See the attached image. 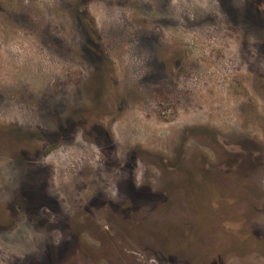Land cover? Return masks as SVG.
Returning <instances> with one entry per match:
<instances>
[{
  "label": "rangeland",
  "instance_id": "obj_1",
  "mask_svg": "<svg viewBox=\"0 0 264 264\" xmlns=\"http://www.w3.org/2000/svg\"><path fill=\"white\" fill-rule=\"evenodd\" d=\"M208 4L206 11L197 10L196 21L185 17L186 24L178 26L172 0H0V127H8L0 131V183L14 163L21 175L10 201L25 211L20 223L0 225V235L21 229L26 220L31 225L23 229L29 254L13 264H44L51 249L53 260L45 264H138L137 252L156 256L160 264H264V198L258 201L241 186L231 190L226 173L209 177L199 170L201 155L214 167L241 155L229 154L214 137L250 139L246 167L264 164L255 156L264 154V0ZM114 7L131 15L111 29L97 25L94 14ZM166 31L176 34L170 41L185 45L193 60L175 80L150 60V43L169 41ZM13 39L21 48L30 45L23 66L19 55L5 52ZM129 44L134 65L143 57L146 67H124L117 49ZM67 93L72 104L62 99ZM134 105H142L154 121L144 141L129 147L130 130L112 125ZM16 115L23 125L13 122ZM71 117L74 125L66 129ZM80 129L101 148L104 170H120L118 200L91 185L79 193L87 189L83 183L76 193L72 177L59 170L52 152L72 143ZM181 151L185 158L178 164ZM137 163L146 168L142 185L135 182ZM168 167H184L191 176ZM144 185L150 192H142ZM36 189L55 207L38 211ZM135 210L140 223L130 224ZM55 231L62 234L59 244ZM248 248L260 252L243 254ZM162 249L172 253L162 255ZM7 259L0 252V264Z\"/></svg>",
  "mask_w": 264,
  "mask_h": 264
},
{
  "label": "clouds",
  "instance_id": "obj_2",
  "mask_svg": "<svg viewBox=\"0 0 264 264\" xmlns=\"http://www.w3.org/2000/svg\"><path fill=\"white\" fill-rule=\"evenodd\" d=\"M172 7L176 10V21L179 26L186 24L185 17L188 22L196 21L197 10L206 11L209 4L208 0H195V3L193 4L187 3L186 0H172ZM94 15L97 25L111 29L114 26H118L123 22L124 18H127L131 14L123 8L114 7L112 9L103 8L99 14ZM175 35L176 34L171 31H166L164 33L165 39L169 41ZM192 35H194V33H187L188 37H191ZM131 46L132 45L129 44L122 49H117V55L120 56V61L123 63L124 67L133 71L135 66L146 67L145 58L143 57L137 59L134 65L128 52V49ZM29 47V43L24 42L23 48H21L17 41L13 39L5 45V52L6 54L10 53L13 56L19 55L21 59L18 61V64L19 66H23L25 59L30 55V52L25 51V49H29ZM43 70H48V63L46 60L44 61ZM57 75H62V73L58 71ZM6 83L11 87H15L16 85V81L11 78H7ZM69 95L70 94L67 93L66 96L62 97L67 105L73 103V101L68 99ZM153 107H155V105H153ZM13 111L14 113H19V108H14ZM25 116H27V113H25ZM36 118L38 120L41 119L39 116ZM153 121L154 117L150 118L148 112L142 105H134L121 117V119L115 120L112 126L114 129H129L130 131L126 139L128 146L133 147L144 141L147 130L151 128ZM13 122L23 125L25 120L20 115H16ZM85 137V132L81 131V129L78 130L74 134L72 143L59 144L51 155L57 160L60 166L59 170L72 177L71 190H74L77 193L76 185L83 183L87 185V189L79 193H86L89 191V186L91 185L96 189L102 190L107 198L113 201L118 200L120 196L117 187L118 182H116L115 177L119 176L120 170L116 168L115 172L113 171L114 169L111 173L106 172L104 170L106 158L102 153L101 148H99L89 138L85 139ZM145 171L146 168L143 163H137V167L135 169L136 184L140 183L142 185L141 182ZM82 172L85 175L81 176L80 173ZM20 175V170L17 169L13 163L9 173L7 174L5 183L3 186H0V200H6L8 203L12 199V191H14L17 187ZM109 176L113 177L111 182L108 181ZM62 185L64 190L69 189L68 183L62 182ZM30 226L31 225H29L26 220L21 229H17L14 226L11 231L0 235V252H6L8 255L6 264H13L14 259H23L27 254H29L25 251L29 245L24 236L23 229L30 228ZM32 231L35 232L33 229ZM53 233H58V235H53ZM53 233L52 236L54 238V243L59 244L62 239L61 232L55 231ZM34 239L35 237H33V240ZM135 255L137 256L138 264H160V261L154 255H146L140 252L135 253Z\"/></svg>",
  "mask_w": 264,
  "mask_h": 264
},
{
  "label": "flooded vegetation",
  "instance_id": "obj_3",
  "mask_svg": "<svg viewBox=\"0 0 264 264\" xmlns=\"http://www.w3.org/2000/svg\"><path fill=\"white\" fill-rule=\"evenodd\" d=\"M150 48L154 49V52H152L154 54L153 57H151V62L158 64V67L160 69V71L168 78H170L171 80H175L176 77L179 76L180 77L183 74H186L187 70L190 68L188 63H192L193 60L191 59V56L189 55V52L186 50V46L185 45H181V44H176L175 41H165V40H161V39H157L154 40L150 43ZM95 47V46H94ZM100 54L102 55L101 51H99ZM99 55L97 57V59L99 58V62H100V58L103 57ZM102 70V74L105 77V80L107 81L106 77L107 75L105 74L104 69L101 67ZM109 82V80H108ZM86 112V111H85ZM90 112H94V116H97L98 118H103L102 114H97L95 113V111H90ZM99 112V111H98ZM88 114H89V110H88ZM87 114V115H88ZM105 117V116H104ZM87 117H83L84 121L86 120ZM66 129L68 128V126L72 127L74 125V120L73 117L71 118H67L66 119ZM8 127H0V131L5 130ZM18 128V127H17ZM19 130V129H18ZM20 132V131H19ZM21 133V132H20ZM190 133L187 132L185 137H189ZM55 137H57V134H55ZM36 137L34 136V139ZM54 138V135L53 137ZM214 143H219L221 145L220 148L226 150V152H228L231 155H234L235 150L236 151H241V155L237 156V158L231 157V159L221 163L220 165H218L217 167H214L212 165V163L209 162V159L206 158L205 156L201 155L200 158L202 160L199 170L202 171L204 173V175L209 176V177H215L218 174H223L226 173L227 178L229 179V184H228V188H231V190H234L235 188H239L240 186L242 187V189L246 190L247 192H249V194L251 193V195L253 197H256L258 199V201H260L261 197L264 198V167H263V162L262 161H257V166L253 167V168H249L246 167L247 163H248V153H249V147L251 141L250 139H243L239 142L233 143V142H227L224 140H219L214 137ZM36 142H40V139H36ZM211 144V143H210ZM198 152L196 151V155L199 157L200 150L197 149ZM261 155V154H259ZM264 154H262L261 156L255 155L256 158H260L264 161ZM246 158H245V157ZM26 160L27 158L24 157ZM23 158V160H25ZM38 158V157H37ZM183 158H185L184 155V151H181L180 156L178 158V164H180L181 160H183ZM255 158V159H256ZM34 160H36V158L34 157ZM34 161V162H35ZM177 164V166H178ZM241 165V166H240ZM167 169V171L170 172H177V171H181V172H186L185 175H190V172L187 171L186 168L184 167H168L165 168ZM198 170V172H199ZM183 175V174H182ZM120 181H122L121 179H119ZM127 182V186L130 188V190H134L133 189V183H132V179H126ZM0 186H3V183H0ZM250 188V190H249ZM140 189H143L142 192L147 191L150 192V187L147 185H144L143 187H141ZM35 196L37 197L38 200H40L41 202L39 203L40 205L37 207V210L39 211L42 207H48L53 205L55 207V203L54 202H50L51 204H47L46 201V195L43 194V192H38V190H35ZM251 191V192H250ZM111 202V201H110ZM45 203V204H44ZM107 202L104 201L102 207L105 206ZM133 203V202H132ZM137 204V202L135 203ZM51 209V207H49ZM53 209L50 211L52 213ZM137 211H134V215H133V219L131 221H128V223H133V224H137L140 223L138 222V216L136 215ZM25 215V211L21 210V205H19L18 203H16L15 201H9L7 203L6 200H0V225L4 226V225H13V224H17L20 223L21 218L24 217ZM47 219V218H45ZM70 219H73V212L71 211V213H69L67 215V221H69ZM244 227L245 228H249L251 225V221L248 218H244ZM253 231V230H252ZM177 252V251H175ZM256 252H260L259 249H251L248 248L246 249V253L242 252L245 255H251V253H256ZM73 253V250H72ZM159 253H161L162 255H167L168 253H172V252H168L166 251V249H162L159 251ZM179 256H181L182 254L180 252ZM54 257V253L51 249L50 255H49V259H47L46 262H48L49 260L52 262ZM68 260V257L67 259ZM45 262V263H46ZM44 263V264H45Z\"/></svg>",
  "mask_w": 264,
  "mask_h": 264
}]
</instances>
